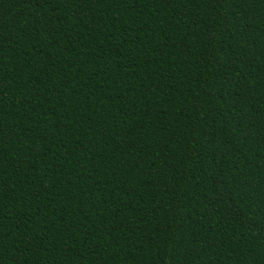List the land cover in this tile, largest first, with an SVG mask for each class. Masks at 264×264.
<instances>
[{"label": "trees", "instance_id": "16d2710c", "mask_svg": "<svg viewBox=\"0 0 264 264\" xmlns=\"http://www.w3.org/2000/svg\"><path fill=\"white\" fill-rule=\"evenodd\" d=\"M0 264H264V0H0Z\"/></svg>", "mask_w": 264, "mask_h": 264}]
</instances>
